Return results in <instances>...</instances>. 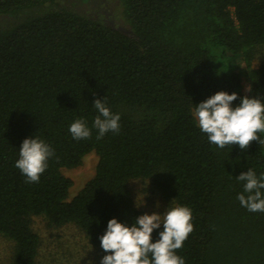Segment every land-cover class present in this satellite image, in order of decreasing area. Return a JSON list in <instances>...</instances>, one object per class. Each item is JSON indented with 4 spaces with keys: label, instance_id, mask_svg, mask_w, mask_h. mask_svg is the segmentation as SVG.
I'll return each mask as SVG.
<instances>
[{
    "label": "trees",
    "instance_id": "obj_1",
    "mask_svg": "<svg viewBox=\"0 0 264 264\" xmlns=\"http://www.w3.org/2000/svg\"><path fill=\"white\" fill-rule=\"evenodd\" d=\"M119 2L127 30L63 0H0V234L13 243L10 264H38L34 216L49 228L76 226L105 255L107 221L130 226L143 214L128 187L135 179L191 209L193 231L176 250L185 264H264V212L236 198L237 175L264 172V143L219 148L192 115L220 90L264 102V0ZM97 98L120 115L119 132L99 140ZM80 117L88 139L68 130ZM32 136L54 149L37 183L15 167ZM89 152L94 173L70 197L61 170ZM162 230H153V242Z\"/></svg>",
    "mask_w": 264,
    "mask_h": 264
},
{
    "label": "clouds",
    "instance_id": "obj_2",
    "mask_svg": "<svg viewBox=\"0 0 264 264\" xmlns=\"http://www.w3.org/2000/svg\"><path fill=\"white\" fill-rule=\"evenodd\" d=\"M245 91L252 92L246 86ZM239 99V103L232 105ZM98 115L92 127L97 129V140L106 133H118L120 115L106 106L104 98L93 101ZM192 115L201 132L207 134L211 144L219 148L238 145L247 149L252 141L264 143L257 133H264V102L258 96H239L220 90L195 104ZM69 132L76 140L88 139L92 130L84 118L75 119L69 125ZM54 155V149L39 137L23 139L19 146L15 167L25 176L26 182H39L41 174L48 166V160ZM243 182V192L237 194L241 206L250 212H264V172L259 176L252 169L236 176ZM247 194V195H245ZM157 207L159 205L157 204ZM192 211L189 207L171 201L163 213L152 212L137 216L129 226L112 217L107 221L104 233L99 237L101 248L106 253L100 264H185L177 254L183 242L193 231ZM159 238L151 239L153 230L160 229Z\"/></svg>",
    "mask_w": 264,
    "mask_h": 264
},
{
    "label": "rangeland",
    "instance_id": "obj_3",
    "mask_svg": "<svg viewBox=\"0 0 264 264\" xmlns=\"http://www.w3.org/2000/svg\"><path fill=\"white\" fill-rule=\"evenodd\" d=\"M75 5L78 9L102 16L109 25L117 26L121 30H127V22L121 13L119 0H63ZM262 53V50H260ZM261 55L253 60L256 64ZM240 71L245 70V64L238 57H231ZM246 84L243 82V90ZM96 155L87 153L77 167L62 169V174L71 179L68 195L73 196L84 183L92 177L96 164ZM131 197L135 205L144 213H163L169 200L165 199L148 179H135L128 182ZM157 204L159 207H157ZM32 226L40 236L38 249V264H100L102 255L87 241L84 234L72 224L58 228L46 226L42 217L34 216ZM13 251V243L7 237L0 234V264H10Z\"/></svg>",
    "mask_w": 264,
    "mask_h": 264
}]
</instances>
